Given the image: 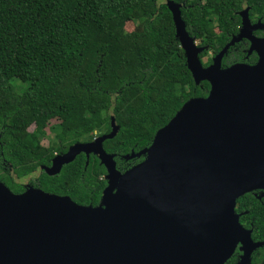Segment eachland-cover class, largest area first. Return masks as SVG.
Listing matches in <instances>:
<instances>
[{"label": "trees", "instance_id": "1", "mask_svg": "<svg viewBox=\"0 0 264 264\" xmlns=\"http://www.w3.org/2000/svg\"><path fill=\"white\" fill-rule=\"evenodd\" d=\"M169 1L181 5L186 33L204 48L200 60L226 49L223 70L255 63L231 41L243 10L264 22V0ZM127 23L141 30L129 32ZM209 91L207 81L195 85L166 3L0 0V182L13 194L33 188L101 206L107 172L96 155L80 154L55 176L44 168L74 145L108 135L114 118L118 133L103 149L123 174L145 159L125 157L149 149L186 103ZM47 133L54 141L45 147ZM36 172L29 184L18 181ZM251 192L236 204L257 217Z\"/></svg>", "mask_w": 264, "mask_h": 264}, {"label": "water", "instance_id": "2", "mask_svg": "<svg viewBox=\"0 0 264 264\" xmlns=\"http://www.w3.org/2000/svg\"><path fill=\"white\" fill-rule=\"evenodd\" d=\"M166 6L188 70L195 85L210 84L208 96L186 103L149 149L125 157L145 159L123 174L103 149L118 133L114 118L108 135L44 168L55 176L80 154L96 155L107 172L97 208L33 188L16 195L0 182V264H224L240 240L250 243L235 206L264 191V40L250 36L245 9L231 44L248 39L256 65L223 70L225 49L205 69L181 5Z\"/></svg>", "mask_w": 264, "mask_h": 264}, {"label": "flooded vegetation", "instance_id": "3", "mask_svg": "<svg viewBox=\"0 0 264 264\" xmlns=\"http://www.w3.org/2000/svg\"><path fill=\"white\" fill-rule=\"evenodd\" d=\"M250 30V36L253 39L257 41L264 40V22L262 20L255 19L254 21H250ZM237 44L240 45L239 52L246 55L245 59H248V57L253 54L256 56L255 63L250 64L251 66L256 65L258 55L255 51H250V41L248 39H242ZM204 59H206V61H204ZM209 59L213 60L212 54L201 59L203 67L208 68L210 66V64H208ZM250 194L253 199H255L258 207L260 206V214L257 215V217H251L250 211L245 209L244 205H242L241 208H239L237 204L235 206V213L238 216L239 225L243 230L249 233L250 243H247L245 240H240L237 243L233 254L224 264H264V191L255 190ZM248 250L251 251L248 253Z\"/></svg>", "mask_w": 264, "mask_h": 264}, {"label": "rangeland", "instance_id": "4", "mask_svg": "<svg viewBox=\"0 0 264 264\" xmlns=\"http://www.w3.org/2000/svg\"><path fill=\"white\" fill-rule=\"evenodd\" d=\"M160 3H166V0H159ZM126 30L127 31H140L141 30V25L139 23H127L126 24ZM196 44L198 45L199 44V41H196ZM210 55V54H209ZM204 61H206V59H204ZM51 123H54V122H51ZM50 125V124H49ZM32 129V127L30 128V130ZM49 132V131H48ZM54 141V137L51 133H47V136L42 140V145L47 147L49 144H51L52 142ZM39 173L36 172L28 177H25L21 180H18L20 183H22L23 185H27L29 184V181L32 179V178H36L38 177ZM14 177V175H13ZM15 178V177H14Z\"/></svg>", "mask_w": 264, "mask_h": 264}]
</instances>
